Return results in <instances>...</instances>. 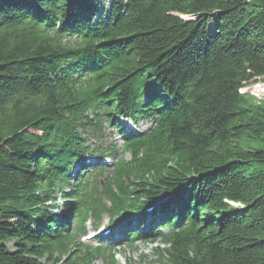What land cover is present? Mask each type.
<instances>
[{
  "label": "trees",
  "instance_id": "1",
  "mask_svg": "<svg viewBox=\"0 0 264 264\" xmlns=\"http://www.w3.org/2000/svg\"><path fill=\"white\" fill-rule=\"evenodd\" d=\"M101 2L0 0V264H116L75 241L103 213L161 220L129 233L167 244L149 264H264V101L240 91L264 79V0ZM104 124L120 158L66 192L73 162L118 153L84 144Z\"/></svg>",
  "mask_w": 264,
  "mask_h": 264
},
{
  "label": "rangeland",
  "instance_id": "2",
  "mask_svg": "<svg viewBox=\"0 0 264 264\" xmlns=\"http://www.w3.org/2000/svg\"><path fill=\"white\" fill-rule=\"evenodd\" d=\"M98 1L100 3H102L101 2L102 0H98ZM184 18H188V17H184ZM242 91L254 96L257 100L264 101V79L257 78V79H255V81L248 82L246 85H244V87L242 88ZM139 125H140L141 130L146 129L148 127V124L146 122H142ZM103 131H105V133L107 135L105 137L104 136L102 137L103 141H101V142H103L104 144H115L117 147H119L121 145L122 141L120 138H118L119 134L117 132H115V130H113L110 127H107L104 124ZM87 142H88L87 144H89V145L95 144V146H99L101 144L100 142H97V141L93 142V139H87ZM59 204L60 205L62 204L60 202V199H59ZM130 220H132V218H129L128 220H126V222H128ZM129 224H132V223H129ZM133 225H134L133 227L130 226V228L132 230L141 231V226L136 227L134 223H133ZM75 230H76V227L74 224V226H71V228L69 229V232L73 233ZM162 233H164V234L168 233V229L167 228L162 229ZM80 236H81L80 234L77 235L75 237V241L79 240ZM120 239H122V238H120ZM86 244L91 245L93 243L90 241ZM155 246L156 247H164L166 245L162 244L160 240H156V242L153 244H149V243H146L145 241L141 240V241L135 242V244L132 245L131 247L127 246L126 243H122L116 249V251L118 253L116 255V260H117L118 264L120 263L121 260H128L132 264H143L145 262V260H144V262H143V260H140V256H142V255L147 256L148 257L147 260L155 258V255L152 251V248H154ZM62 257L63 256H60L59 258L61 259ZM64 257H67V256L64 255ZM48 264H50V263H48ZM96 264H98V263H96Z\"/></svg>",
  "mask_w": 264,
  "mask_h": 264
},
{
  "label": "bare ground",
  "instance_id": "3",
  "mask_svg": "<svg viewBox=\"0 0 264 264\" xmlns=\"http://www.w3.org/2000/svg\"><path fill=\"white\" fill-rule=\"evenodd\" d=\"M80 178V177H79ZM233 205V204H232ZM129 230H131V229H129ZM132 231V230H131ZM106 240V239H105Z\"/></svg>",
  "mask_w": 264,
  "mask_h": 264
}]
</instances>
